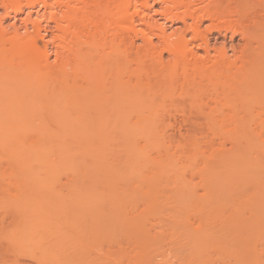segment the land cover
<instances>
[{
	"label": "bare ground",
	"instance_id": "bare-ground-1",
	"mask_svg": "<svg viewBox=\"0 0 264 264\" xmlns=\"http://www.w3.org/2000/svg\"><path fill=\"white\" fill-rule=\"evenodd\" d=\"M156 6L159 8L156 9ZM225 17L248 24L243 37L251 54L247 57L241 55L237 58L238 61L231 60L226 43L222 49L215 50L216 56L213 58L211 41L202 29L207 19L215 21ZM176 22H180L183 29L181 26L173 29V23ZM188 34L192 36L190 39L187 38ZM198 49L205 52L204 59ZM165 52L169 55L168 63L165 61ZM167 66L171 72L164 81L161 77H164ZM178 68L182 69L187 82L198 87L201 95L203 83H209L213 91L211 100L214 102L211 108V104H206L209 108L199 105L197 113L203 118L193 120L182 111L183 123L194 127L192 129L196 128L195 131L188 132V135L185 134L182 141H176L167 131L170 126L175 127V124H168L170 120L166 123V118H176L170 110L177 107L176 102L171 99V104L167 102V106L160 100L161 96H167L166 89L171 87L175 75L173 73ZM201 95H197L196 101L192 100L202 101ZM179 129L178 131L183 130ZM3 164L8 166L7 169L1 168ZM49 174H64L62 176L70 177L75 186L86 184L83 183L86 180L94 181L96 187L93 186L91 197L85 200L84 197H79L83 199L80 201L76 199L79 206L73 204L72 199L69 207L72 210L74 205L79 211L81 206L83 212L88 211L89 224L81 217L83 222L81 220V227H78L86 228L84 224L91 227L90 233L93 231L91 234L94 233L99 242L93 251H96L100 264H116L113 261L119 258L120 252L127 246L120 248L122 241L135 242L133 246H129L133 247L131 250L129 247L125 248L126 252L130 250L131 255L125 254L128 256L125 264H133L129 260L134 258L133 254L139 257L142 255L140 260L135 256L140 264L171 262L165 257V261L163 259L167 255H162L166 252L162 253L164 244L163 249L158 250L162 254L157 253V247L150 250L153 248L151 243L157 237H162L163 233L157 230L160 235L154 231L152 234L149 229L153 224H146V221L143 223L150 227L144 230L142 221L145 216L150 220L148 215L152 211V216L155 217H151L160 223L163 220L165 226L166 221L173 223L168 226H173L172 229L166 227L171 229L169 231L173 234L172 238L175 237L171 241L175 240V244L171 243L177 249H167L171 250V253L168 252L169 258L175 251L179 259L186 257L181 255V250H195L199 247L201 255L198 258L202 260L203 257H208L207 251L203 249L206 248L204 245L214 241L226 244L232 240L233 243L236 239L240 240L243 234L245 237L248 232L256 233V229L259 230L257 223L264 221L260 216L264 217V0H0V175L7 177L0 183V191L8 192L14 185L13 191L21 189L20 186L24 184L20 183H25L22 181L23 177H44ZM197 194H201L211 206H218V202L224 204L226 201L233 204L235 199L243 200L242 195L245 194L241 205H238L244 208V203L251 204L253 198H260L263 204H259L263 211L258 212L260 208L254 204L258 203L254 201L261 200L254 199L250 207L255 205L256 213L246 209L253 217L250 219L247 216L248 219H245H250L251 222L254 218L256 227L253 226V232L248 229L246 232L240 226L238 228L243 234L235 232L238 236L229 233L230 228L227 229L229 235L226 236L223 235L225 229L224 232L223 229H217L218 233L212 234L209 226L202 231L199 226L192 227L194 230L200 228L198 233L182 230L179 224L186 214L184 212H189L186 210L191 208L188 206L197 198ZM247 194L250 195L246 196ZM45 199L40 200L41 205L52 203H48L52 198L46 199L48 204ZM196 200L192 202V207L198 203L201 208L204 204ZM33 202H25L30 210L37 206ZM16 203L15 208L18 207L17 210L23 212L25 209L22 211V201ZM61 206L66 210V206ZM226 206L228 207L227 203ZM240 206L238 208L244 214ZM219 207L220 215L213 211L211 213L224 219H219V222L215 216L214 220L217 219L220 224L238 218L233 211L236 217L229 212L225 214V211L222 212L225 208ZM55 208L60 209L57 205ZM43 210L46 212L47 209L42 207L40 211L34 212L42 214ZM74 210L76 211L75 208ZM241 211H237L238 214ZM31 215L28 214L32 219ZM50 215L51 217L46 214L42 222L38 220L41 215H35L40 224L31 223V219L26 216V219L29 218L25 219L28 223L25 221L23 225L26 223L24 226L27 228L21 225L22 228L17 229L19 234L10 239L4 236L3 219L0 216V264H6V254L13 251V247L15 250L16 247L29 246L31 243H36L37 246L41 244L40 250H45L43 253L38 250L36 260L45 259L44 264H66V258L71 255L72 249L55 237L58 235L62 238L64 231L69 233L72 226H77L78 224L72 225L76 217L72 219L73 215L68 214L55 218L52 213ZM80 215L85 214L80 212ZM187 217L186 221H189L191 218ZM206 217L205 220L199 216L197 219L210 223L211 219ZM196 222L197 220L194 223ZM139 223L145 232L138 228ZM163 224L160 226L165 229ZM220 224L217 225L222 226ZM191 225L194 224L191 222L188 226L191 228ZM250 235L245 237L247 240L249 238L247 243L254 241L253 235ZM68 237L70 239L71 235ZM160 238L157 239L159 242L162 241ZM164 238L163 235L161 239ZM258 239L255 240L257 245L260 242ZM105 241V247L110 243L108 248L103 247ZM239 243L243 244L239 241L237 245ZM247 243L244 246L239 244L238 250L228 246L236 250V254L241 252L237 257L239 261L245 262V259L250 260L254 256L253 259L259 263L256 256L257 245ZM202 244L203 248L200 247ZM209 246L206 250H209ZM246 246L250 247L246 249ZM9 247H12L11 250ZM219 248L221 249L217 247L215 250L222 251V243ZM133 249H138L137 253ZM201 249L206 255L202 254ZM225 250L227 252H222L231 256L230 260L233 256L235 264H238L237 255L228 253L229 249ZM39 254L45 256L41 255L44 256L42 258ZM121 254L120 256H125L124 252ZM34 257L31 256L33 259ZM209 259H213L211 255ZM253 259L250 264L255 262Z\"/></svg>",
	"mask_w": 264,
	"mask_h": 264
},
{
	"label": "rangeland",
	"instance_id": "rangeland-1",
	"mask_svg": "<svg viewBox=\"0 0 264 264\" xmlns=\"http://www.w3.org/2000/svg\"><path fill=\"white\" fill-rule=\"evenodd\" d=\"M158 6V5H157ZM156 6V9H158L159 7H157ZM159 15L158 14H155V17H158ZM158 19H160V16L158 17ZM9 22H12V21H9ZM205 23H204V25H203V27H202V29H203V31H204V34L209 38V40L211 41V56L214 58L215 56H216V53H215V50L216 49H222L223 48V45H225V43L227 44V51H228V53H229V56L231 57V60L232 61H234V60H236V61H238L237 60V58L238 57H240L241 55H243L244 54V56H249L250 54H251V52L249 51V49L247 48V46H246V41H245V39H244V37H243V31L245 30V28H246V26L248 25V24H246L245 22H243V21H241V20H237V19H235V18H233V19H231L230 17H225V18H220L219 20H215V21H212V20H209V19H207L206 21H204ZM167 24H169V23H167ZM182 27V29H183V25L180 23V22H176V23H173V29L174 28H177V27ZM180 27V28H181ZM192 36H191V34H188V36H187V38L188 39H190ZM199 51H200V53H201V55H202V58L204 59L205 57H206V54H205V52L203 51V49H198ZM167 56H166V55ZM164 55H165V59H167V60H165L167 63H168V61H169V55L165 52L164 53ZM170 72H171V70L169 69V67L167 66L165 69H164V77H161V79L163 78H167L166 76L167 75H169L170 74ZM173 74H175V75H173V83H172V85H171V87H169L168 89H166V95L167 96H161L160 97V100L161 101H163L164 103H166V104H168L169 102V104H171V99L172 100H174L176 103V105H177V107H174V108H170V110H171V112H172V114L173 115H176L175 117V119H176V121H175V119H173V118H166V120H167V122L166 123H168V121H169V125L172 123L175 127H171L170 126V128H168L167 129V131H168V134L169 135H171L172 137H174V139H177L176 141H180V139H181V141H182V138L183 137H185L186 135H188L189 133L188 132H193V131H195L196 130V128L195 129H192V128H194V127H190L189 126V124H184L183 123V117H182V111L184 112V113H186V115L187 116H189L190 118H192L193 120L194 119H196V118H203V117H201V114H198L197 112H198V107H200V106H202L203 108L204 107H207V105L206 104H208V106H209V104H211L210 105V108L211 107H213V100H211V98L213 97L212 95L213 94H211V93H213V91H212V86L209 84V83H203V95H201V93H199V92H201V91H199V89H197L198 87H196L195 86V84H192L190 81L189 82H187L185 79H184V75H183V71H182V69L181 68H178ZM162 79V80H163ZM167 80V79H166ZM164 81H165V79H164ZM199 91V92H198ZM199 93V94H198ZM197 95H201V99H202V101H200L199 100V102L197 101V102H195L196 101V99H197ZM195 96H196V98H195ZM212 96V97H211ZM200 98V97H199ZM192 99H194L195 101H193ZM209 99V100H208ZM213 99V98H212ZM168 100V101H167ZM205 101V102H204ZM209 101V102H208ZM168 102V103H167ZM195 102V103H194ZM172 103H173V101H172ZM169 104L167 105V106H169ZM200 105V106H199ZM207 108H209V107H207ZM172 109H173V111H172ZM176 122V123H175ZM167 124V125H168ZM187 127V128H186ZM177 128V129H176ZM179 128H183V130L182 131H178V130H180ZM190 128V129H189ZM176 129V130H175ZM187 131V133H185ZM178 132H180V134L178 133ZM184 132V133H183ZM186 134V135H185ZM180 135H182V137L180 136ZM184 135V136H183ZM181 137V138H180ZM179 139V140H178ZM60 166H63V165H60ZM7 165H5V164H3L2 166H1V168L4 170V169H7ZM61 170L63 169V168H60ZM62 175H64V174H62ZM62 175H56V176H54V175H52V174H49V175H44V177L43 176H38V175H34V176H32V175H29V176H27L26 178L25 177H23L24 179H22V181L23 182H25V183H20V184H24V185H21L20 187H21V189H19L18 188V192L17 191H13V188H14V186H13V188L12 189H8L7 187V189L9 190L8 192L7 191H4L5 193H3L2 191H0V193L2 192V195H0V197L2 196V202H0V203H3V204H0V216H1V218L3 219V233H4V236L6 237V238H8L9 237V239L10 238H13V236L14 235H18L19 234V232H18V230H20L22 227H26V226H24V225H26V223L23 225V223L26 221V220H28L29 218H30V216H28V214H30L31 215V213H33L34 211L36 212H38V211H40L41 210V208L43 207V209H47V210H45L46 212H44V210L42 211V214H41V212L38 214H36L35 212H34V215H31V217L33 216V218L31 219V223L33 222V224L34 223H39L42 219H44L45 220V216H46V214L48 215V216H50L51 217V215H50V213H52V217H54L55 216V218L57 217H60V216H63V217H65L66 215H68L69 214V216L71 215H73V217H72V219L74 218V217H76V219H77V215L79 214L80 215V212L83 214H85V215H78V222L80 223H77L76 221V219L75 220H73V221H75L74 222V224H72V225H77V226H72V228L70 229L71 231H69V233H67V232H65L64 231V233H65V235L67 236H63L62 237V235H61V237L63 238H60V237H58V235H57V237H55V238H58L57 240H59V241H63L64 243H65V245H68L69 246V248H71L72 250H71V255L69 254V257L67 256V258H66V261L68 260V262H69V264H100L99 262H98V260H97V258H96V251L94 252L93 250L94 249H96V246L98 245V241H97V239L95 238V235H94V233L93 234H91L93 231H91V233H90V231H89V229L91 230V227H89V225L87 226V224H89L88 222V217H89V215H88V211H86V213L85 212H83L82 211V208H81V206L78 208L79 209V211L77 210V207L76 206H74L73 204H75V205H77V206H79L78 204V202L77 201H80V200H85L86 198H88L89 199V197H91V195L93 194V186L94 187H96L95 186V184H93L94 183V181H90V180H88V182H87V180L85 181V182H83V183H86V184H84V185H80V184H78V186L76 185H73L71 182H73V181H71L70 180V177H68V176H66V177H64V176H62ZM2 175H0V183H1V181H3V180H5L7 177H5V176H2ZM38 176V177H37ZM5 178V179H4ZM69 181V183H68V181ZM4 182V181H3ZM75 183H76V181H74ZM74 183V184H75ZM78 183V182H77ZM76 183V184H77ZM2 184V183H1ZM19 184V185H20ZM82 184V183H81ZM3 185H5V184H3ZM80 185V186H79ZM150 185H151V183H150ZM17 187H18V185H17ZM7 189H5V190H7ZM16 189V188H15ZM93 189V190H92ZM1 190H3V189H1ZM91 192H92V194H91ZM201 193V192H200ZM91 194V195H90ZM251 194V193H250ZM250 194H247L246 196H249ZM245 195V194H244ZM244 195H242L243 197H242V199L244 200ZM86 196H88V197H86ZM241 196V195H240ZM256 196V195H255ZM76 197V198H75ZM79 197H81V198H83V199H80ZM197 198V200H199L198 202L199 203H201L202 202V204H204V205H201V208H202V206H203V209L201 210V208H199L198 207V203L195 205V207H192V205H194V203H192V202H194V200H196V199H194V200H192L191 202H190V206H188V205H186L185 206V209H186V207L188 206V208H190L189 210H186V211H189V212H184V213H186L187 214V216H190V214L192 215V216H190V217H187V218H191L190 220L189 219H187V220H189V221H186V217H185V215L186 214H184V217H183V221H185V222H181L180 224H179V226H180V228H182V230H188V231H190V230H192V232H197L198 233V230L200 229H198V230H194L195 228H192V227H201V230L200 231H202L203 229H207V226H209V230L210 231H212V234H213V232H214V234H217L218 233V230L220 231L221 229H223V231L222 232H224V229L226 230L225 231V233H223V235H229V233H234L233 235H235V236H238V234L237 233H239V235H241V234H243V231L242 230H240V228H242L244 231H246L247 229H248V231L249 230H254V227L253 226H255L256 227V223L254 222V218L252 219V221L251 222H249L250 221V219L253 217H251L250 215H251V212H253V213H256L255 211H254V207H255V205H257L260 209H258V212H260V210H261V208H262V206L260 205V204H263L262 203V200L260 199V198H253L252 200L254 201V199L255 200H261V202L260 201H254V202H258L257 204L256 203H254L252 200V202H251V204L249 203V202H247L248 201V198H247V201H244V202H247V203H249V204H247V203H244V204H246L245 206H249V208L248 207H245L244 206V208L242 207V206H240L241 205V203H242V201L243 200H239V199H241V198H239V199H233L234 201V203L232 204L231 202H229L230 204H232V205H229V203L226 201V202H224V204H223V202H218L217 204H218V206L216 205V204H213V206H215L214 208H213V206H211L209 203H207L206 201L207 200H204V198L203 197H201V194H197V196H196ZM251 198H252V194H251V196H250ZM259 197V196H258ZM34 198H38V199H35L34 200ZM41 198V199H40ZM42 198H46V199H49L50 200V198H52V199H54V200H56V201H52V199H51V201H48V203L49 202H52V203H50V204H48L47 203V201H46V199H45V202L48 204V205H45V203H44V205L42 204L41 205V203H40V200H44V199H42ZM72 199H73V201H72ZM76 199H77V201H76ZM32 200H34V202L32 201ZM74 200L77 202V203H74ZM196 200V201H197ZM246 200V199H245ZM20 201H22V206H23V209L22 208H20V209H22V211L23 212H20V210H17V208L18 207H16L15 208V203L16 202H20ZM28 201H29V203H32L33 202V204L34 203H36V204H34V205H37V206H34V207H36V208H34V207H32L33 209H29L28 207H30V206H26V205H28V204H26L25 202H27L28 203ZM39 201V202H38ZM73 202V207L76 209V211L74 210V208L71 210V208L72 207H69L70 206V202ZM195 201V202H196ZM229 201V200H228ZM241 201V202H240ZM250 201V200H249ZM204 202H206V203H204ZM43 203V202H42ZM55 203H56V205L60 208V209H58L57 210V208H55ZM189 203V202H188ZM226 203H227V205H228V207L226 206ZM255 204L254 205V207L253 208H251L252 207V204ZM260 203V204H259ZM17 204V203H16ZM23 204H25V206L26 207H24V205ZM33 204H32V206H33ZM64 205V206H66V207H64L66 210H64L63 208H61L62 206L61 205ZM208 204H209V206H208ZM235 204V205H234ZM238 204H240V205H238ZM19 205V204H18ZM50 205V206H49ZM53 205V206H52ZM67 205H68V209H67ZM238 205V206H237ZM250 205H251V207H250ZM2 206V207H1ZM184 206V205H183ZM183 206H182V208H183ZM219 206H222L223 208H225V210H223L222 209V212L223 211H225L224 213L226 214V213H228L229 212V214H233L232 213V211L234 212V213H236V215H237V217L238 218H235V219H237L236 221H235V219H234V221H232L231 219V221H229V219H228V221L229 222H232L233 224L234 223H236V224H232V225H230V223L229 222H227V223H225L224 224V222H226V221H224V222H221V224L219 223L220 222V220L219 219H223L222 217L220 218V212H218L219 211V209H221V207H219ZM226 206V207H225ZM237 206V207H236ZM242 207L243 208V210H244V214H243V211H241V210H239V208L238 207ZM39 207H40V209H39ZM209 207V209H207V208ZM210 207H212L213 209H218V210H213L212 208H210ZM235 208V209H233V208ZM27 208H28V210H27ZM38 208V209H37ZM69 208H70V210H69ZM187 208V209H188ZM192 208H194V209H192ZM228 210H230V211H227V209ZM263 208H264V206H263ZM80 209H81V211H80ZM209 211H207V210ZM211 209V210H210ZM236 209H238V210H236ZM246 209H249V210H251V212L249 211V210H246ZM255 209H256V207H255ZM32 210H33V212H32ZM192 210H194V211H192V213H194V214H192V213H190ZM264 210V209H263ZM263 210H261V211H263ZM31 211V212H30ZM48 211V212H47ZM182 211V210H181ZM183 211H185V210H183ZM195 211H199V213H195ZM214 212V213H216V214H219V215H214L213 213H211V212ZM218 213H217V212ZM239 211H241L239 214H238V212ZM249 211V212H248ZM257 211V210H256ZM43 212H44V215H43ZM61 212H63L62 213V215H60V213ZM134 212V211H133ZM141 212V211H140ZM151 212V211H150ZM201 212H202V214H201ZM205 214H204V213ZM245 212H247V213H245ZM258 212H257V215H259L258 214ZM20 213V214H19ZM46 213V214H45ZM144 213V212H143ZM153 211L149 214V212H148V214H146V215H148V218H149V216H150V220H148L146 217L147 216H145V218L143 219L144 221H142V223L143 222H145L146 224H150L151 223V226H152V224H153V226L152 227H150L149 225H145V223H143V227H145L144 228V230L147 228L148 229V227H150V229H149V231H151V233L153 234V231L154 232H157V230L159 231V233L161 232L162 233V231H163V233H162V237L161 236H159V238L161 237V238H163V235L165 236V238L166 237H168V236H166V232H168V234L167 235H169V230H171L172 228H173V226H172V228L171 227H168V226H170V224L172 223H170V221H166L167 222V224H166V226L168 227V228H171V229H168L163 223V220H162V223H160V221H158V220H156V219H153L152 217H155V216H152L153 214ZM190 213V214H189ZM206 213H207V215H206ZM210 213V214H209ZM223 213V214H224ZM252 213V214H253ZM54 214V215H53ZM74 214H76L75 216H74ZM136 214V213H135ZM189 214V215H188ZM224 214V215H225ZM228 214V215H229ZM241 214V215H240ZM262 214H263V212H262ZM35 215H38V216H40L41 215V219L39 218L38 220H40V221H36V218L38 217V216H36V217H34ZM142 215V214H141ZM205 215V216H204ZM224 215H222V216H224ZM233 215H235V214H233ZM236 215H235V217H236ZM245 215V216H244ZM29 217L28 219H26L25 217ZM42 216H43V218H42ZM48 216H47V218H48ZM138 217H139V214L137 215ZM152 216V217H151ZM198 216H199V218H202V220H205V217L206 216H209L208 218L206 217V219H211V220H209L210 221V223H204V221H202L201 219H197L198 218ZM214 216V217H213ZM218 217V220H219V222H217V219H215L214 220V218H216V217ZM227 216V215H226ZM241 216V217H240ZM244 216V218H242ZM247 216H249V221L248 220H246V219H248V217ZM260 216H262L261 217V219H263L264 217H263V215H260ZM49 217V218H50ZM83 218V220H86L87 221V224H84V223H86L85 221H84V225L83 226H86V228H88V230H86V228L85 227H82V228H85V229H82V228H79V227H81V223L83 222V220H82V222H81V220H80V218ZM86 217V218H85ZM192 217H194V218H192ZM196 217V218H195ZM231 217V216H230ZM255 217H257L256 215H255ZM141 218V217H140ZM143 218V217H142ZM204 218V219H203ZM232 218H234V217H232ZM246 218V219H245ZM26 219V220H25ZM54 219V218H53ZM71 219V218H70ZM227 219V218H226ZM244 219V220H243ZM33 220H35V222L33 221ZM154 220V221H153ZM195 220H197V224L196 223H194L195 222ZM224 220V219H223ZM243 220V221H242ZM258 221L260 220V219H257ZM264 220V219H263ZM73 221H71L72 223H73ZM208 221V222H209ZM215 223L216 222V225L213 223V222ZM242 221V222H241ZM246 221V222H245ZM27 223H28V221H26ZM42 222V221H41ZM138 222H141V221H138ZM148 222H150V223H148ZM156 222H157V224H156ZM158 222L160 223V224H158ZM189 222V223H188ZM191 222H192V224H194V225H191V228H190V226H188V225H190L191 224ZM212 222V223H211ZM262 223L264 222V221H261ZM30 223V222H29ZM30 223V224H31ZM188 223V224H187ZM199 223H200V225H199ZM204 223V224H203ZM228 223H229V225H228ZM254 223H255V225H254ZM259 223H260V221H259ZM259 223H257V228L259 229V230H257L256 229V233H254L253 231V233H250V232H248L247 233V235H250V234H252V235H250V237L252 236L253 238H254V241H249L250 243L251 242H253L252 244L253 245H257V243H255V240H256V238H259L258 240H260V242L258 243L259 245H257V250H258V255H256V253H255V255L256 256H258L257 257V259H258V261H259V263H257L253 258H254V256H253V261H255L257 264H264V249L262 248V247H264V223L262 224H259ZM32 224V225H33ZM40 224V223H39ZM164 225V227H165V229H163L162 227L163 226H160V225ZM173 224V223H172ZM203 224V227L204 228H202V225ZM206 224V225H205ZM209 224V225H208ZM212 224V225H211ZM217 224H220V225H222V226H219V225H217ZM245 224V225H244ZM253 224V225H252ZM258 224L260 225V226H258ZM21 225H22V227H21ZM187 227H189L188 229H186L185 227L186 226ZM211 225V226H210ZM213 225H215L214 227H215V229H212V228H214V227H212ZM223 225H225V226H223ZM228 227H227V226ZM239 225V226H238ZM248 225H250V226H248ZM263 225V226H262ZM36 226H37V224H36ZM79 226V227H78ZM136 226H138V225H136ZM157 228H155V227ZM158 226V227H157ZM217 226V227H216ZM230 226V227H229ZM231 226H233L232 228H234V227H236V228H234L233 230H232V232H230V230L232 229L231 228ZM241 226V227H240ZM244 226V227H243ZM21 227V228H20ZM32 227H34V225L32 226ZM76 227H77V229H76ZM206 227V228H205ZM211 227V228H210ZM219 227V228H218ZM221 227V228H220ZM238 227H240V228H238ZM253 227V229H251ZM261 227V228H260ZM20 228V229H19ZM27 228V227H26ZM73 228H75V229H73ZM138 228L139 229H141V230H143V228H141L140 227V223H139V226H138ZM185 228V229H184ZM228 228H230V229H228ZM18 229V230H17ZM218 229V230H217ZM227 229H228V231H229V233H228V231H227ZM237 229V230H236ZM238 229H239V231H238ZM143 230V231H144ZM166 230V231H165ZM209 230H206V231H209ZM214 230H217V231H214ZM200 231H199V233H200ZM205 231V230H204ZM263 232L262 234H261V232ZM18 232V233H17ZM145 232V231H144ZM164 232L166 233V234H164ZM183 232V231H182ZM186 232V231H185ZM191 232V233H192ZM215 232H217V233H215ZM235 232H237V233H235ZM247 232V231H246ZM245 232V233H246ZM61 233V232H60ZM67 233V234H66ZM72 233V234H71ZM158 232H157V235L159 234ZM184 233V232H183ZM190 233V232H189ZM203 233H205V232H203ZM220 233V232H219ZM69 234V235H68ZM170 234H171V232H170ZM201 234H202V232H201ZM209 234V233H208ZM211 234V233H210ZM237 234V235H236ZM16 235V236H17ZM71 235V237H70V239H69V237L68 236H70ZM93 235V236H92ZM160 235V234H159ZM196 235V234H195ZM222 234L220 235L221 237H224ZM246 234H245V237L247 236ZM60 236V235H59ZM172 236H173V234H171V235H169V238L167 239H161L160 238V240H162V241H158L159 240V238L157 237V239L156 240H154V242H152L151 244H152V249H150V250H153V249H155L154 247H157V253L159 252V251H161L163 248H162V244H164V246L163 247H165L164 248V250L162 251V253L164 252V251H166V252H164L163 254L162 253H158V254H162V255H166V256H163V259H164V257L166 258V260L167 261H169V260H171V264H198V263H201V264H207V263H209V264H235V260L233 259L234 257L232 256V259L230 260V258H231V256H229L227 253H223L222 251L224 250V252L226 251L227 252V250H225V248L226 249H229L228 250V253H233V255L234 256H236V258L238 257V254H239V256L241 255V252L240 253H238V254H236V250H238V248H239V244L237 245V242H239V241H241V242H243V244H245L246 245V243L248 242V240H249V238H248V240L245 238V237H243L244 236V234L243 235H241L242 237H241V239L240 240H238V239H236L235 240V238H237V237H235V238H233V240H235V241H233V243H231L232 242V240H231V242H225L226 244H224L223 242H221L222 243V246H223V250L222 251H219L221 254H219V252L218 251H216L215 249L218 247V249H221V248H219V247H221V243L219 242V241H214V238H213V241L215 242V244H214V242H210L211 244L213 243L214 244V246L213 245H211L210 243L209 244H206V245H204V246H206V248L209 246V245H211V247L209 246V250L207 249L206 250V248L203 246V244L202 245H200V247L202 246V248L203 249H205L204 251L206 252V253H208L207 255L205 254V252L203 253V250H202V254H205L206 256H208L207 258L206 257H203L204 259H200L199 260V258H200V256L199 255H201V252L200 251H198L199 249V247L197 248V249H192V250H190V249H188V251L185 249V250H181V248H182V246H180L181 248H180V250H181V253H178V254H181V255H186V257L185 256H183V258L182 257H180V259L178 258V255L176 254V251H175V253H174V255H170V258H169V253L168 252H170L171 253V250H167V249H172V248H174V250L175 249H177L176 247H174V242H175V240L174 241H171L172 239H175V237L174 238H172ZM196 236H199L198 234L196 235ZM213 236V235H212ZM256 236V237H255ZM262 236H263V238H262ZM15 237V236H14ZM249 237V236H248ZM261 237V238H260ZM54 238V239H55ZM172 238V239H171ZM217 238H219V237H217ZM217 238H216V240H217ZM242 238H245V239H243L242 240ZM65 239V240H64ZM252 239V238H251ZM263 239V242L261 241ZM57 240H54V242H56ZM168 240H169V243H168ZM238 240V241H237ZM68 241H70V242H68ZM96 241V242H95ZM155 241H157V244H156V242ZM165 241H166V243H165ZM63 242H62V244H63ZM98 242V243H97ZM106 242L107 241H105V243L103 242V247H105L106 245ZM127 242V241H126ZM125 241H122L121 243L123 244V245H121L122 247H120V248H123L124 247V245H127V246H125V248L127 249V247H129L130 245H132V244H134V243H132V242H128V243H126ZM159 242V243H158ZM164 242V243H163ZM171 242H173L174 244L172 245V243ZM218 242V243H217ZM257 242V241H256ZM263 244H262V243ZM26 243H28V242H26ZM26 243H25V245H26ZM29 243H31V242H29ZM57 244H58V241L56 242ZM74 243V244H73ZM109 243V242H108ZM125 243V244H124ZM154 243V244H153ZM168 243V244H167ZM234 243H236V246H234L235 244ZM250 243H247V245L248 244H250ZM22 244H24V243H22ZM21 244V245H22ZM36 244V243H35ZM35 244L34 245H32V243L28 246H25V247H22V246H19V248H17L16 247V249L14 250V247L12 248V247H9V249L10 248H12V250L14 251H8L7 252V254H6V261H5V263L6 264H11V263H13V264H15V262H16V264H39V263H41V264H44V261L46 262V260L44 259V261H42V259H41V261H40V259L39 260H36V258H37V256L36 255H38L37 253L40 251V253H43L44 251H42V249L40 250V247H42V246H39V245H41V244H38V246H39V248H38V246H37V244H36V246H35ZM57 244L56 245H54V246H57ZM62 244H60L61 246H62ZM71 244V245H70ZM75 245L76 247H73V245ZM97 244V245H96ZM218 244V245H217ZM234 244V245H233ZM242 244V243H241ZM240 244V245H241ZM242 244V245H243ZM64 245V244H63ZM105 245V246H104ZM108 246L107 247H105V248H108L109 247V245H110V243L109 244H107ZM155 245V246H154ZM171 245V246H170ZM220 245V246H219ZM225 245V246H224ZM231 246V247H234V249H236V250H234L233 248L232 249H230L231 247H229V246ZM35 246V247H34ZM72 246V247H71ZM133 246V245H132ZM137 245H135V247H136ZM151 246V245H150ZM167 246V247H166ZM169 246H170V248H169ZM184 247L183 248H185V245H183ZM217 246V247H216ZM244 246V245H243ZM243 246H241V247H243ZM250 246H252V245H250ZM249 246V247H250ZM260 246H262V247H260ZM49 246H47V248H48ZM138 247V246H137ZM196 247V246H195ZM214 247H216V248H213ZM237 247V248H236ZM249 247H247L246 246V249L247 248H249ZM38 248V249H37ZM50 248V247H49ZM74 248H76V249H74ZM125 248H124V255L126 254V253H128V254H126V255H130L129 253H130V248H133V247H129V251H127L126 252V250H125ZM256 248V247H255ZM255 248H254V251H255ZM259 248H261V249H259ZM142 249H143V247H142ZM159 249H161V250H159ZM243 249V248H242ZM245 249V248H244ZM244 249H243V251H244ZM246 249H245V251H246ZM11 250V249H10ZM39 250V251H38ZM51 250H52V248H51ZM53 250H54V248H53ZM79 250V251H78ZM133 250H135L134 251V253L136 252V250H138V249H133ZM159 250V251H158ZM173 250V249H172ZM213 250H215V253H214V251ZM231 250H232V252H231ZM234 250V251H233ZM253 250V249H252ZM75 251V252H74ZM139 251H141V250H139ZM179 251V250H178ZM177 251V252H178ZM209 251V252H208ZM211 251H213V252H211ZM250 251V250H249ZM253 251V252H254ZM50 252V251H49ZM123 252H120V254H119V258H114L115 260L113 261L114 263H115V261H116V264L117 263H119V264H121L122 262L121 261H123V263L125 264V263H127V259L128 258H126V257H128V256H124V257H122V256H120V255H122L121 253H123ZM143 252V251H142ZM141 252V253H142ZM154 252V251H153ZM156 252V251H155ZM154 252V253H155ZM180 252V251H179ZM199 252H200V254H199ZM218 252V253H217ZM257 252V251H256ZM16 253V254H15ZM47 253V252H46ZM52 253V252H51ZM51 253H50V255H51ZM76 253V254H75ZM133 252L131 251V254H132ZM137 253V252H136ZM189 254V256L190 255H192V256H188L187 257V255ZM192 253V254H191ZM211 253V254H210ZM45 254V253H44ZM44 254H39L40 256L41 255H44ZM53 254H54V252H53ZM215 254H217V255H219V257L217 256V255H215ZM226 254H227V256H228V258H227V256H226ZM261 254V255H260ZM34 255L36 256V257H34ZM50 255H49V257H50ZM137 255V254H136ZM136 255H134L133 254V256H134V258H131V259H129L130 260V262H131V260H132V262H133V264H134V262L135 263H137V258H135V256ZM141 255V254H140ZM204 255V256H205ZM210 255H211V258H213V259H209L210 258ZM232 255V254H231ZM245 255H247V254H245ZM17 258H16V257ZM31 256H33L34 257V259L33 258H31ZM45 256V255H44ZM43 256V257H44ZM48 256V255H47ZM46 256V257H47ZM56 256V255H55ZM131 256V255H130ZM180 256V255H179ZM214 256V257H213ZM220 256H223V257H220ZM243 256H244V254H243ZM42 257V256H41ZM42 257V258H43ZM48 257V258H49ZM59 256H57V258H58ZM61 257V256H60ZM66 257V256H65ZM65 257L63 258V261L65 260ZM94 257H95V259H94ZM136 257H139V256H136ZM141 257H142V255L139 257V260L141 259ZM191 257H194V258H191ZM197 257V258H196ZM199 257V258H198ZM227 258V260H226V258ZM121 258V259H120ZM126 258V259H125ZM181 258H182V260H181ZM206 258V259H205ZM243 258V257H242ZM241 258V259H242ZM47 259V258H46ZM187 259H189V260H187ZM240 259V260H241ZM244 259H245V257H244ZM252 259H250V260H252ZM117 260H119V261H117ZM128 260V261H129ZM195 260H198V261H195ZM204 260H206V262L204 261ZM209 262H208V261ZM250 260L247 258V259H245L244 261L247 263H249L250 262ZM13 261H15V262H13ZM18 261V262H17ZM61 261H62V259H61ZM125 261V262H124ZM164 261H165V259H164ZM166 261V262H167ZM181 261H183L184 263H182ZM190 261V262H189ZM200 261V262H199ZM238 261V262H237ZM237 261H236V263H238V264H246L245 262H243V260L242 261H239L238 260V258H237ZM68 262H65L66 264L68 263ZM71 262V263H70ZM95 262H97V263H95ZM121 262V263H120ZM139 262V261H138ZM168 262V263H169ZM192 262V263H191ZM198 262V263H197ZM255 262L253 263V264H255ZM169 263V264H170ZM247 263V264H248ZM251 263H252V261H251ZM46 264V263H45ZM128 264H130L129 262H128ZM137 264H140V263H137ZM250 264V263H249Z\"/></svg>",
	"mask_w": 264,
	"mask_h": 264
}]
</instances>
